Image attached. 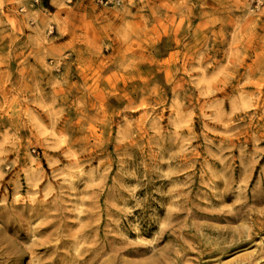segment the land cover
<instances>
[{"label":"rangeland","instance_id":"obj_1","mask_svg":"<svg viewBox=\"0 0 264 264\" xmlns=\"http://www.w3.org/2000/svg\"><path fill=\"white\" fill-rule=\"evenodd\" d=\"M0 264H264V0H0Z\"/></svg>","mask_w":264,"mask_h":264},{"label":"built area","instance_id":"obj_2","mask_svg":"<svg viewBox=\"0 0 264 264\" xmlns=\"http://www.w3.org/2000/svg\"><path fill=\"white\" fill-rule=\"evenodd\" d=\"M36 2L39 0H35ZM102 4H114V5H120L122 0H97Z\"/></svg>","mask_w":264,"mask_h":264}]
</instances>
